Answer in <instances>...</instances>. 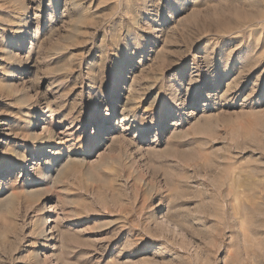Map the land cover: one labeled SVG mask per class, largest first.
Instances as JSON below:
<instances>
[{
	"label": "rangeland",
	"instance_id": "374dc122",
	"mask_svg": "<svg viewBox=\"0 0 264 264\" xmlns=\"http://www.w3.org/2000/svg\"><path fill=\"white\" fill-rule=\"evenodd\" d=\"M0 264H264V0H0Z\"/></svg>",
	"mask_w": 264,
	"mask_h": 264
}]
</instances>
